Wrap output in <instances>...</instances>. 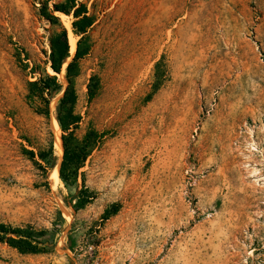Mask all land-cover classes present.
Segmentation results:
<instances>
[{
  "label": "rangeland",
  "instance_id": "rangeland-1",
  "mask_svg": "<svg viewBox=\"0 0 264 264\" xmlns=\"http://www.w3.org/2000/svg\"><path fill=\"white\" fill-rule=\"evenodd\" d=\"M64 2L0 0V224L52 244L0 243V264H264V0H79L94 24L75 136H98L81 170L96 198L76 212L63 155L45 171L28 154L55 138L62 96L47 119L28 83L68 85L50 68L59 29L45 13L67 29L69 61L77 50L73 17L53 12Z\"/></svg>",
  "mask_w": 264,
  "mask_h": 264
},
{
  "label": "trees",
  "instance_id": "trees-1",
  "mask_svg": "<svg viewBox=\"0 0 264 264\" xmlns=\"http://www.w3.org/2000/svg\"><path fill=\"white\" fill-rule=\"evenodd\" d=\"M53 12L71 15L73 17L72 32L79 38L75 56L69 61L71 54L67 29L60 24L59 18L53 13L51 15L44 14V17L49 19L52 25H58L59 29L53 33L50 39V68L55 74H61L65 67V79L68 85L64 89L56 75L41 73L36 80L28 83V99L30 103L35 104L37 114L49 119L51 115L50 103L55 96L62 93L55 110V119L62 132L61 140L64 150L59 168V178L66 186L75 188L69 205L76 212L85 208L96 198L95 193L86 186L85 174L81 170L98 135L96 132H91L82 141L75 136V130L81 122V116L76 112L78 95L74 84V80L80 74L79 63L91 50L86 42L94 20L89 14L87 6L79 0H65L64 3L55 5ZM99 86V79L91 78L88 85L89 100L96 97ZM48 134L47 145H43L37 150L28 151L30 158L34 161L38 160L37 164H40L45 171L56 167L58 164L52 132L49 131ZM119 210V204L112 205L110 209L106 210L103 219H109L116 215ZM38 235L44 237L45 233L41 231ZM0 243H6L23 254L45 253L52 247V244L38 240L33 230L12 228L4 224H0Z\"/></svg>",
  "mask_w": 264,
  "mask_h": 264
},
{
  "label": "bare ground",
  "instance_id": "bare-ground-1",
  "mask_svg": "<svg viewBox=\"0 0 264 264\" xmlns=\"http://www.w3.org/2000/svg\"><path fill=\"white\" fill-rule=\"evenodd\" d=\"M75 46L76 45L74 44L73 47H72V52L75 51ZM53 126L57 129V132L55 133L54 144H55V148L58 151L59 157L61 159L64 150H63V144H62V140H61V136H60V132H59V125H58V122L56 121L55 118H53ZM56 174H57V169H56Z\"/></svg>",
  "mask_w": 264,
  "mask_h": 264
}]
</instances>
